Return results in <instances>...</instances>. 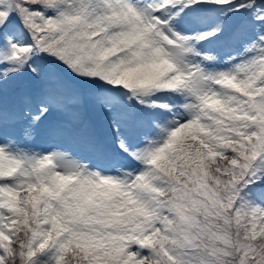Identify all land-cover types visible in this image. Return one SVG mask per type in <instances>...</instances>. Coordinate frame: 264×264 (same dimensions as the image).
I'll return each instance as SVG.
<instances>
[{"label": "snow or ice", "instance_id": "6c2138e0", "mask_svg": "<svg viewBox=\"0 0 264 264\" xmlns=\"http://www.w3.org/2000/svg\"><path fill=\"white\" fill-rule=\"evenodd\" d=\"M0 264H264V0H0Z\"/></svg>", "mask_w": 264, "mask_h": 264}]
</instances>
